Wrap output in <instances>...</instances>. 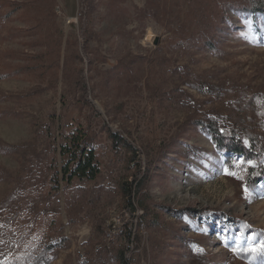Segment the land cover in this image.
Returning <instances> with one entry per match:
<instances>
[{
	"label": "rangeland",
	"instance_id": "rangeland-1",
	"mask_svg": "<svg viewBox=\"0 0 264 264\" xmlns=\"http://www.w3.org/2000/svg\"><path fill=\"white\" fill-rule=\"evenodd\" d=\"M229 1L0 0V264H264V14Z\"/></svg>",
	"mask_w": 264,
	"mask_h": 264
},
{
	"label": "trees",
	"instance_id": "trees-1",
	"mask_svg": "<svg viewBox=\"0 0 264 264\" xmlns=\"http://www.w3.org/2000/svg\"><path fill=\"white\" fill-rule=\"evenodd\" d=\"M90 4H92V2H90ZM228 8H232L237 12L264 14V0H230L226 3L224 10H227ZM226 15L227 14L225 12L224 16ZM84 87L86 88L85 84ZM208 88L211 92H218L220 90V88L211 87L210 85L208 86ZM242 102L243 104H246L242 109L243 111H245L248 107L247 104L252 103L247 93L243 95ZM252 104L256 103L253 102ZM246 121L247 119L245 116L237 117V121L233 125L238 128L242 123L245 124ZM200 125H208L211 128L210 130L215 134V138H219L217 139L219 144H222V141L227 137H234L237 132L236 130H230L229 132L223 130L218 121L214 119H201ZM230 132H232L233 135H231ZM237 138L239 141H241L242 139L239 135H237ZM115 139L118 142L119 139L117 137H115ZM61 142L63 179L68 184H71L75 180H78L80 182L95 180L100 173V164L94 140L89 137V135L85 131H80V129L74 125L71 132L66 134V137L63 138V141ZM234 152H236L237 154H242L243 148L237 146ZM261 172V168L254 167L250 178L252 180H256Z\"/></svg>",
	"mask_w": 264,
	"mask_h": 264
},
{
	"label": "snow or ice",
	"instance_id": "snow-or-ice-1",
	"mask_svg": "<svg viewBox=\"0 0 264 264\" xmlns=\"http://www.w3.org/2000/svg\"><path fill=\"white\" fill-rule=\"evenodd\" d=\"M229 174H231V175H235V173H229ZM240 178L242 179V177H240ZM245 190L247 191V189H245ZM197 251L202 252L203 249H197ZM252 251H253V252H256L257 250H256L255 248H253ZM260 254L264 255V249H261V250H260Z\"/></svg>",
	"mask_w": 264,
	"mask_h": 264
}]
</instances>
